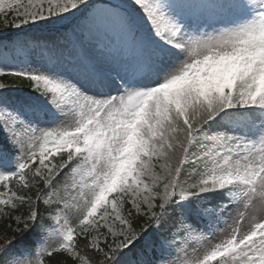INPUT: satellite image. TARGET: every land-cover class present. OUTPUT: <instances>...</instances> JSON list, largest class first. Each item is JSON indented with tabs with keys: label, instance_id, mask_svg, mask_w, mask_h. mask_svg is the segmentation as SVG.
<instances>
[{
	"label": "snow or ice",
	"instance_id": "obj_1",
	"mask_svg": "<svg viewBox=\"0 0 264 264\" xmlns=\"http://www.w3.org/2000/svg\"><path fill=\"white\" fill-rule=\"evenodd\" d=\"M0 264H264V0H0Z\"/></svg>",
	"mask_w": 264,
	"mask_h": 264
}]
</instances>
